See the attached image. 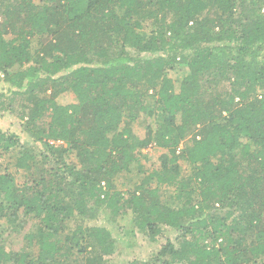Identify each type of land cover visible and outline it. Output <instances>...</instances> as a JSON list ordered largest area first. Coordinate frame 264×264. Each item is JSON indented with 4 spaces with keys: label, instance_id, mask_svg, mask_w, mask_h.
Here are the masks:
<instances>
[{
    "label": "trees",
    "instance_id": "1",
    "mask_svg": "<svg viewBox=\"0 0 264 264\" xmlns=\"http://www.w3.org/2000/svg\"><path fill=\"white\" fill-rule=\"evenodd\" d=\"M263 9L264 0H0V72L13 95H28L27 128L42 146L35 153L0 128V153L21 146L16 166L40 172L19 183L0 169V220H36L35 252L0 242V264H107L111 230L84 225L100 208L132 215L153 238L180 230L178 247L168 239L130 264H264ZM178 62L189 68L179 88L169 74ZM68 91L76 101L64 104ZM143 113L157 127L142 138L131 125ZM151 144L168 151L160 167L117 190Z\"/></svg>",
    "mask_w": 264,
    "mask_h": 264
},
{
    "label": "rangeland",
    "instance_id": "2",
    "mask_svg": "<svg viewBox=\"0 0 264 264\" xmlns=\"http://www.w3.org/2000/svg\"><path fill=\"white\" fill-rule=\"evenodd\" d=\"M264 13V9L262 10ZM8 35L7 38H10ZM189 73V68L185 63L178 62L169 71V74L176 81L177 87L182 79ZM11 86L4 79L3 74L0 72V128L6 132L17 133L21 137V146L26 145L28 148L39 153L41 143L35 141L31 132L28 130L27 113L29 110L30 102L27 94L13 95L10 91ZM12 90H15L13 88ZM58 100L62 103L75 102V95L68 91L59 96ZM149 104L153 103V98H148ZM49 117H46L45 122H39V127H47ZM152 126L157 127V121L154 116H149L143 113L132 125L133 131L140 137H145L147 128ZM52 143H54L52 141ZM60 141L56 142L59 144ZM21 146L16 147L9 153H0V169L4 170L6 167L9 171L14 173L19 183H24L31 176L37 175L39 168L33 169L31 172L23 171L16 166V158L19 155ZM168 153L166 149L160 148L155 144L141 150L138 153L139 161L133 163L132 171L129 174H124L118 177L114 183L117 190L128 191L134 188L136 184L140 183L147 177L153 170L160 167L161 156ZM41 163V159H37ZM182 172L184 175H189L191 169L189 165L181 161ZM156 181L152 182L156 186ZM173 188L167 192L172 193ZM79 219L73 218L70 225L74 228L78 224ZM36 220L26 217L22 212L19 213V218L16 222L12 221L10 217L0 220V242H2L7 250L21 251L29 250L35 252L36 246L30 245L27 240V233L35 229ZM85 226H102L108 227L116 241V247L113 253L108 255L107 264H130L133 260H148L155 256L161 247L169 240L175 242L178 247L181 241L180 230L172 229L169 227L160 228L159 234L155 238L149 236L148 233L142 232L133 221V216L128 215L123 218L114 220L111 211L106 208H100L98 215L95 219H86Z\"/></svg>",
    "mask_w": 264,
    "mask_h": 264
}]
</instances>
